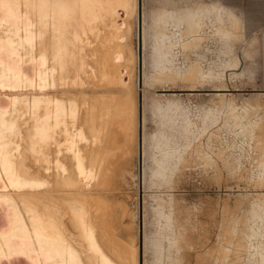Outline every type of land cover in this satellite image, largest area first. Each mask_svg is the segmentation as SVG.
Here are the masks:
<instances>
[{"label": "rangeland", "instance_id": "obj_1", "mask_svg": "<svg viewBox=\"0 0 264 264\" xmlns=\"http://www.w3.org/2000/svg\"><path fill=\"white\" fill-rule=\"evenodd\" d=\"M130 46L140 264H264V0H140Z\"/></svg>", "mask_w": 264, "mask_h": 264}, {"label": "bare ground", "instance_id": "obj_2", "mask_svg": "<svg viewBox=\"0 0 264 264\" xmlns=\"http://www.w3.org/2000/svg\"><path fill=\"white\" fill-rule=\"evenodd\" d=\"M139 2L0 0V65L42 67L47 86L0 95V188L16 190L0 193V260L140 264L136 214L113 198L140 155Z\"/></svg>", "mask_w": 264, "mask_h": 264}, {"label": "water", "instance_id": "obj_3", "mask_svg": "<svg viewBox=\"0 0 264 264\" xmlns=\"http://www.w3.org/2000/svg\"><path fill=\"white\" fill-rule=\"evenodd\" d=\"M27 29L23 28L21 26V29L17 30L18 34L15 33L14 37H13V40H17L18 43H21V41H23L22 36H25L27 35L26 33ZM19 55L16 53V54H13L10 58L11 59H15L16 57H18ZM20 64H23L22 67L19 68V65ZM9 65V64H8ZM27 67L29 66L30 67V71L31 72H34V76H30V75H24L22 73V70H23V67L26 66ZM33 64H24L23 62H19V61H15L13 63L12 66H8V69L4 66V65H0V76H2V78L0 80H10V82H14L15 85L17 84H20L22 86V88H16V89H11L10 87H1L0 86V95H4L6 94V92H14V93H17V97L15 98L16 102H17V99H20L23 95L27 94L29 91H45L47 89V86H45V78L44 76H41L40 74H43L41 72L42 70V67L39 68L38 66L34 69L33 67ZM40 72V74H39ZM38 74V76H37ZM42 87H45L44 89H42ZM10 92V93H12ZM35 96V94H34ZM6 97V96H5ZM14 106V105H13ZM13 106L11 107V109H13ZM3 108L0 107V114L2 115V117H6L9 113V115L11 116L10 114V111L8 112L7 110H2ZM1 117V118H2ZM27 188V187H25ZM22 189H18V191H20ZM16 190L15 189H1L0 188V193H4V194H7L5 195L4 197H8L9 196V192H15ZM19 247L20 245L17 246L14 245V247ZM38 251V250H37ZM16 257V256H15ZM15 257H12L11 259H1L0 260V264H16V262H14L15 260ZM25 258V257H24ZM36 263L35 264H45L46 261H44L43 259H40L39 260H36L35 261Z\"/></svg>", "mask_w": 264, "mask_h": 264}]
</instances>
